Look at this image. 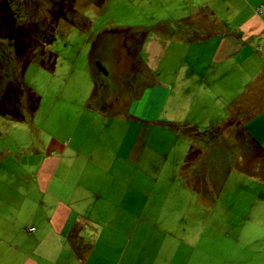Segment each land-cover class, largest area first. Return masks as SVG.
<instances>
[{
  "label": "rangeland",
  "instance_id": "rangeland-1",
  "mask_svg": "<svg viewBox=\"0 0 264 264\" xmlns=\"http://www.w3.org/2000/svg\"><path fill=\"white\" fill-rule=\"evenodd\" d=\"M9 1L19 20L34 22L47 15L45 0ZM200 2L104 0L97 7L93 0H74L69 21L58 22L54 40L45 49L55 56L54 68L46 70L32 62L24 73L25 86L39 97L37 110L18 122L0 115V171L17 170L12 179L32 189L29 199L23 200L24 196L17 193V202L21 201L24 208L38 198L54 202L52 193L39 195L31 180L23 178L31 177L42 154L64 156L53 177L54 183L61 185L65 180L62 172L68 165L72 172H90L104 187L115 190L136 185L125 175L143 171L147 187L163 188L158 194L152 193L151 200L184 203L186 208L178 213L187 214L188 219L203 218L205 233L226 235L224 254L228 264L234 258L236 264H264V167L246 153L240 139L237 146H232V134L223 129L224 136L219 133L213 143H206L202 151L195 153L196 158L200 156V164L204 163L201 169L209 172L196 176L188 192L180 186L178 174L194 168V160L185 165L190 136L188 131L170 129V123L163 122L170 120L171 112L185 98L174 97L172 104L160 107L170 77L186 56L185 45L168 49L158 70L143 65L141 53L134 66L136 72L119 70L118 63L127 56L124 48L127 53L133 49L136 53L150 35L162 33L169 37L160 27L189 15L190 7ZM26 5L32 8L29 14H23ZM0 56L11 75L16 62L6 45L0 44ZM97 64L105 75L98 72ZM165 81L167 84L161 85ZM0 83L2 87L4 82ZM161 92L164 95L159 96ZM198 94L186 99L181 105L183 112L173 118L181 119L183 125H209L211 119H224V105H220L230 97H218L209 89L199 90ZM237 132L243 135L240 128ZM154 173L161 174V178H154ZM169 179L174 183L169 184ZM112 200L123 198L119 194ZM22 210L20 217L26 218L29 210Z\"/></svg>",
  "mask_w": 264,
  "mask_h": 264
},
{
  "label": "crops",
  "instance_id": "crops-1",
  "mask_svg": "<svg viewBox=\"0 0 264 264\" xmlns=\"http://www.w3.org/2000/svg\"><path fill=\"white\" fill-rule=\"evenodd\" d=\"M24 8L23 14L32 10L31 6ZM160 28L169 37L162 33L146 37L135 59H130L124 48L127 56L118 63L119 70H138L131 67L139 63L140 53L143 65L158 70L166 51L184 44L186 56L170 77L165 95L159 94L164 95L160 109L172 104L174 97L185 99L163 123L183 125L173 116L180 115L184 110L181 105L193 93L199 96V90L230 97L226 104L225 100L219 104L224 105V119H209V125L185 122L195 130L188 139L190 147L202 151L206 143L215 140L206 142L208 133L203 134L204 130L218 129L224 136L225 129L232 134V146H237L240 139L246 153L264 167V0H201L200 5L190 7L189 15ZM92 70L90 64L93 78ZM47 155H41L31 177L23 178L31 180L39 195L52 193V204L38 198L24 208L17 198L21 194L23 200L29 199L32 189L12 179L17 170L0 171L4 178L0 179V264H228L224 254L226 235L205 233L203 218L188 219L187 214L178 213L186 208L184 203L151 200V194L163 188L147 187L145 172H129L125 177L137 184L115 190L104 187L90 172H72L68 165L62 172L65 180L61 185L54 183L53 177L64 156ZM199 164L197 156L195 169H183L178 174L184 192L192 189L196 176L209 172L201 169L204 163ZM154 175L161 178L159 173ZM168 183L174 181L169 179ZM119 194L123 200L113 202L112 197ZM22 209L29 210L26 218L20 217ZM30 227L33 230L28 232ZM235 261L232 259L231 264Z\"/></svg>",
  "mask_w": 264,
  "mask_h": 264
},
{
  "label": "trees",
  "instance_id": "trees-1",
  "mask_svg": "<svg viewBox=\"0 0 264 264\" xmlns=\"http://www.w3.org/2000/svg\"><path fill=\"white\" fill-rule=\"evenodd\" d=\"M45 1L48 5L47 15L39 21L30 22L16 18L12 11V1L0 0V44L6 45L10 49L12 58L16 62V70L12 69L10 75L5 68L6 62H2V56H0V82H4L0 87V115L16 122L23 121L25 115L32 116L39 103V97L23 82L27 67L30 63L36 62L43 69L52 70L54 68L55 56L45 49L54 40L58 22L69 21L68 15H72L73 12L74 0ZM93 2L95 6L99 7L104 0H93ZM133 50L128 51L130 59H135L137 56V51L135 53ZM134 66L131 68H135ZM169 127L170 129L184 130L186 134L188 131L190 138L194 136L195 130L192 127L179 124H169ZM218 131L204 130L203 134L208 133L206 142L214 139L219 134ZM196 135L198 134L195 133ZM198 151V149L190 147L185 157V165H189L193 160L196 164L195 153Z\"/></svg>",
  "mask_w": 264,
  "mask_h": 264
},
{
  "label": "water",
  "instance_id": "water-1",
  "mask_svg": "<svg viewBox=\"0 0 264 264\" xmlns=\"http://www.w3.org/2000/svg\"><path fill=\"white\" fill-rule=\"evenodd\" d=\"M97 68L100 72H102L104 75L106 74V72L103 70L102 67H100L98 64H97Z\"/></svg>",
  "mask_w": 264,
  "mask_h": 264
},
{
  "label": "built area",
  "instance_id": "built-area-1",
  "mask_svg": "<svg viewBox=\"0 0 264 264\" xmlns=\"http://www.w3.org/2000/svg\"><path fill=\"white\" fill-rule=\"evenodd\" d=\"M32 230H33L32 227H30V228L27 229L28 232H31Z\"/></svg>",
  "mask_w": 264,
  "mask_h": 264
}]
</instances>
